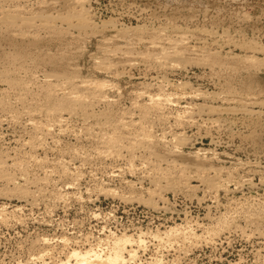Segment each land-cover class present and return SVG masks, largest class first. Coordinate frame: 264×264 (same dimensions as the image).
Wrapping results in <instances>:
<instances>
[{"label":"rangeland","instance_id":"rangeland-1","mask_svg":"<svg viewBox=\"0 0 264 264\" xmlns=\"http://www.w3.org/2000/svg\"><path fill=\"white\" fill-rule=\"evenodd\" d=\"M73 1L0 0V264L125 228L141 261L264 264V0Z\"/></svg>","mask_w":264,"mask_h":264},{"label":"bare ground","instance_id":"bare-ground-1","mask_svg":"<svg viewBox=\"0 0 264 264\" xmlns=\"http://www.w3.org/2000/svg\"><path fill=\"white\" fill-rule=\"evenodd\" d=\"M76 0H74L73 2H75ZM85 0H77L76 2L80 3V4H83ZM82 9V8H81ZM78 11V10H76ZM80 11V10H79ZM86 9H82L81 12H78L77 14H79V23L82 24L83 26L87 25L86 28H90L88 27V25H90V21L87 19V16H86ZM76 14V15H77ZM66 17V16H65ZM72 17V16H71ZM70 17V18H71ZM14 18V17H13ZM12 19V18H11ZM15 19V18H14ZM44 19V18H43ZM41 18V22L40 24L42 25L45 24V20H43ZM77 19V18H76ZM25 20V19H24ZM13 21V19L11 20ZM32 21V20H31ZM48 21V20H46ZM35 22V21H34ZM34 22H30L29 19L26 18V20L24 21L25 25H31V26H34ZM47 23V22H46ZM55 24V23H54ZM39 25V24H38ZM49 25V24H48ZM82 26V27H83ZM115 26V25H114ZM116 28V27H115ZM163 32V31H162ZM190 42V41H188ZM194 53V52H193ZM217 53V52H216ZM252 59V58H250ZM164 61V60H163ZM109 85V84H108ZM183 85V84H182ZM82 86V85H81ZM110 86V85H109ZM87 87L91 88L92 89V92L98 97V98H102L104 97L105 95V90L106 88L108 87L106 85V83H91V84H88ZM159 87V86H158ZM113 88V87H112ZM178 88V87H177ZM180 88V87H179ZM185 89V88H184ZM181 92V94L183 95H190L191 93V96L192 98H197L198 96H204L205 94L202 93V92H195V90L193 92H189V91H186L184 90ZM155 92V91H154ZM158 92V91H157ZM72 95L71 98L78 102V103H81L84 101L83 97L79 96V95H76L74 92L71 93ZM180 94V93H179ZM180 94V95H181ZM162 95V96H161ZM195 95V96H193ZM69 96V97H70ZM171 96V94H170ZM169 95H164L163 97V94L160 92V94H150L149 95V98H148V102H150L148 104V106L146 107H158L160 108L161 106L165 105V103L169 104V103H175V101L170 97ZM208 96V95H206ZM178 98V97H177ZM205 98V97H204ZM208 98V97H207ZM72 100V101H73ZM89 101V100H88ZM87 101V102H88ZM85 105V104H84ZM143 105V104H142ZM204 108V107H203ZM214 108L213 110L215 109H219V107H212ZM210 108V109H212ZM201 109V108H200ZM221 109V108H220ZM219 109V110H220ZM190 110H192V107H187L185 112L187 111V113L189 114V120L192 122L194 120V117L193 116H190ZM198 110V109H197ZM204 110V109H203ZM250 110V109H249ZM196 111V110H195ZM212 111V110H211ZM214 112V111H212ZM88 113V112H87ZM259 113V112H258ZM141 115V114H140ZM61 116V120H63L64 116L63 115H60ZM59 116V117H60ZM143 117V116H142ZM212 117H210L211 119ZM221 118V117H220ZM145 119V118H144ZM187 119V118H186ZM209 119V118H208ZM206 119V120H208ZM218 119V118H217ZM214 119V120H209V122L213 123V122H216V121H219L220 119ZM222 119V118H221ZM143 120V119H142ZM216 120V121H215ZM64 121V120H63ZM204 121V120H203ZM221 121V120H220ZM139 122V121H138ZM196 122V121H195ZM208 122V121H206ZM219 124V122H216V124ZM221 123V122H220ZM124 125V123H122ZM214 124V123H213ZM217 124V125H218ZM126 127V125H125ZM118 128V127H117ZM228 128V127H227ZM154 131V130H153ZM147 134V133H146ZM153 135H146V139H145V136H144V139L142 138L141 142L144 143V140H150V137H152ZM178 136V135H177ZM181 136V135H179ZM107 137V136H106ZM182 137V136H181ZM108 139L107 142L109 141L111 143L110 146L114 145L116 146V144L118 143V139L116 137H114V135L112 136H108L107 137ZM127 138V137H126ZM152 139V138H151ZM181 142H183L184 140V137L183 138H178ZM105 140V141H106ZM125 140V139H124ZM148 141H146L145 143H147ZM108 142V143H109ZM107 143V144H108ZM109 143V144H110ZM113 143V144H112ZM142 143V144H143ZM156 147V146H155ZM135 149V148H134ZM156 149V148H155ZM109 150V149H108ZM177 152V151H176ZM134 169V168H133ZM117 175V174H115ZM198 175V174H197ZM196 175V176H197ZM194 176V177H196ZM190 177V176H188ZM198 178H203L201 175L197 176ZM159 185V184H158ZM171 188V187H170ZM162 190V189H161ZM166 190V189H165ZM239 191V190H238ZM155 194L154 195H158V197L160 196L161 197H164L162 196V193H157L154 192ZM153 194V193H152ZM245 194V193H244ZM151 195V194H150ZM151 197V196H150ZM154 198L151 199L152 203H154L153 201ZM155 200V199H154ZM148 202V200H146ZM150 203V202H149ZM148 203V204H149ZM156 204V203H155ZM150 205V204H149ZM251 217V216H250ZM224 222V221H223ZM221 224V223H219ZM218 224V227L214 228V230L212 229H208V232H211L213 231L212 235L214 236H218V234H220L224 229H223V226H219ZM183 229V231H181L180 229ZM188 228V229H186ZM126 229V228H125ZM119 234L117 232H112L107 238V242L105 244L104 241L102 242H99L97 243V245L93 246L94 244H92L90 246L89 249L87 250H82V249H78V248H74L72 249L71 251H69L67 253V256H66V259H60L58 260L57 262H53L54 264H166V262H164V258L160 257V255H155V256H151V258L148 260L145 259V261H141V256L139 254L140 252V249H147V241L145 239L146 235H148V232L146 231H143V230H139L138 233L136 234H131L127 229ZM123 230V229H122ZM185 230V231H184ZM224 232V231H223ZM179 233H183L187 238L189 237L188 235H191L192 237L191 238H196L198 239L197 237H199L197 235V233H195L193 230L189 229V227H179V226H171L169 227L168 230L164 231V232H161L160 230L157 231V233H151V234H154L153 235V238L156 237L159 239V241H162L163 243H168L169 242V245L172 244V238L173 236H176L177 234ZM211 234V233H209ZM184 236V237H185ZM167 239V240H166ZM64 242H69V238H64L63 239ZM157 240V239H156ZM42 241H45V243H47L49 241V238H46L44 237ZM184 241H185V238H184ZM104 242V244L106 245V247L104 245H102ZM44 243V242H43ZM102 243V244H101ZM162 243V244H163ZM168 245V244H167ZM173 245V244H172ZM166 246V245H165ZM167 247V246H166ZM167 249V248H166ZM45 250V249H44ZM51 250H47L45 252H42L39 254V257H34L32 258L33 260H35V262H26L25 264H52V262H48L46 260V256L47 255H50L49 252ZM158 252V251H157ZM38 261V262H37Z\"/></svg>","mask_w":264,"mask_h":264}]
</instances>
